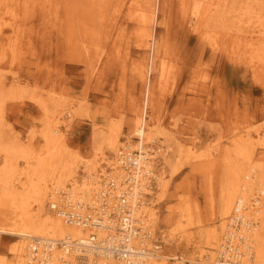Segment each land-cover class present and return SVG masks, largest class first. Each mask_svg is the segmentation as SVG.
<instances>
[{
    "label": "rangeland",
    "instance_id": "rangeland-1",
    "mask_svg": "<svg viewBox=\"0 0 264 264\" xmlns=\"http://www.w3.org/2000/svg\"><path fill=\"white\" fill-rule=\"evenodd\" d=\"M153 13L155 25L145 24ZM145 102L162 176L145 206L161 264H201L206 230L223 222L212 221L222 180L244 161L235 146L264 137V0H0V145L32 155L30 164L14 157L19 191L21 172L52 151L47 128L77 155L81 179L118 155L107 145L95 151L94 139L118 135L120 149ZM259 146L255 167L264 162ZM1 228L0 264L15 263L20 238Z\"/></svg>",
    "mask_w": 264,
    "mask_h": 264
},
{
    "label": "bare ground",
    "instance_id": "bare-ground-1",
    "mask_svg": "<svg viewBox=\"0 0 264 264\" xmlns=\"http://www.w3.org/2000/svg\"><path fill=\"white\" fill-rule=\"evenodd\" d=\"M155 15L156 14L153 13L150 17L144 14L142 15V21L145 24H152V26H154ZM145 119L144 114H142V116L136 120L132 135L124 138L123 145L120 149H118V144L113 141L118 135L112 134L110 137L108 135L96 137L94 139L95 151L103 153V149L105 145H107L109 150H118V155L113 159V164L111 163L108 166L106 162H103L99 170L87 173V175L85 174L86 176H83L81 179L78 178L77 172L74 173V169L71 165V157L77 159V155H73L69 150L64 149L61 146L60 140H58L59 137L55 134L56 131L53 132L52 129L47 128L44 133V139L48 147L52 148V151L46 156L37 158V164L28 166V168H25L22 172L20 170L23 175L21 177H27V180L25 179L26 181L21 182L22 191H19V189L15 187L14 181H16V178L12 179L10 175V173L12 174V169L17 168L14 157L17 159V155L21 152L25 157L27 156L26 158L29 163L31 162L30 159L32 155L28 152V149L25 147L23 148L20 144L8 145L7 143L3 144V146L0 145V151L2 150L7 157L6 162L0 166V234L4 231L1 227L8 226L9 231L20 238L19 242L14 244L10 250L12 255L16 257L15 263L10 264H40L43 259L45 260L43 252L47 241H54L50 256L47 261L45 260L48 264H77V259L73 250L70 249V251H68V249L59 244L72 245L75 240L88 238L89 233L91 234L92 232H96L99 239L107 237L108 231L104 228L94 227L91 231L84 225L77 226L67 222L62 215L60 216L58 213L51 210L48 202L52 196L54 197V195L60 193L61 190L67 193L71 191L73 194V201L84 198L91 203L95 202L97 206L94 210V216H98L96 212H100L102 209L98 201L106 200L110 206L107 207L108 213L104 215L103 223L105 224L108 222V215L110 217L113 216L112 212L118 209L117 206L120 204V199L124 197L128 201L127 207L131 214V220L126 222V226H129L131 229H135L136 227L141 229L140 233L130 236L131 245L140 247L142 245V231L146 230L150 234L149 238L145 241L147 245L146 248L150 249V251L145 257L144 264H161L162 261H166L167 258L160 255L161 251L156 248L157 244H155V240L157 238L155 237L154 231V222L156 221L152 219V211L150 212L145 206V201L149 200V195L152 192L151 190L158 184L156 181H160L162 177L161 173H159V167L154 165L157 159L155 155L157 138L154 136L155 133H153V131H147ZM1 121L2 113L0 112V124L2 123ZM115 133L117 134V132ZM156 134H158V132ZM159 134H162V132L159 131ZM57 140L59 148L55 151L53 144H55ZM237 141L238 140L235 142ZM261 144L264 147V137L259 139L256 146L252 140L239 143L235 146V148L241 151V155L243 156L242 159H244L243 162L240 160V162L237 163H242L245 166L236 163L234 166L235 176L232 178L225 177L224 180H222L223 188L220 190L218 198L219 204L217 203L218 205L215 204L212 207V221L214 222L216 219L220 218L219 220H223V222H221L219 226L211 225V227L206 230V237L204 240L205 248L201 252L197 262L201 264H216L217 250L215 251V256L213 255V250L218 243L220 244L219 240L221 241L222 239V236L221 239H219L220 230L222 228L224 229L222 235L227 230V225L237 201L239 200L241 204L244 202L250 204L249 200L255 194V190L257 188L264 190V162H261L256 167L252 164V158L256 153L257 146H261ZM170 146L171 145L168 144V147ZM159 148L160 147H157V153L160 152ZM134 150L139 153H134ZM127 153L132 155L135 162L133 160L129 162L125 157H122L123 154ZM53 161L56 162L54 163ZM231 166L232 165L229 167ZM245 168L249 170L246 171L247 169ZM52 185L53 187H51ZM167 188L166 185V189ZM46 200L47 208L45 205ZM260 206L261 207L257 208L251 206L245 211L246 218L254 217L259 222L252 230L251 235H249V244L242 245L239 248L238 261L240 264H264V236H262V232L264 231V201L260 202ZM181 208H183L180 209L182 212L184 210H186V212L187 210L189 211V207ZM217 208L219 210L218 213L216 212ZM148 215H150V217ZM227 218V223L224 226V220ZM110 219L112 224H119L114 217ZM177 223L183 226L181 220ZM181 231H183L182 228ZM36 240H39V247L38 251L34 253L32 247L35 245ZM218 247L219 245L217 249ZM207 248L210 249L209 253ZM88 256L86 264H125L114 258H95L92 251L89 252ZM212 257L213 262L207 263L206 260ZM173 260L181 262L186 259H184L182 255H176Z\"/></svg>",
    "mask_w": 264,
    "mask_h": 264
},
{
    "label": "built area",
    "instance_id": "built-area-1",
    "mask_svg": "<svg viewBox=\"0 0 264 264\" xmlns=\"http://www.w3.org/2000/svg\"><path fill=\"white\" fill-rule=\"evenodd\" d=\"M134 153L139 152L134 150ZM129 162L132 160L135 162L134 158L130 153L123 154ZM123 162L124 159L122 158ZM112 184V183H111ZM72 192L67 193L61 190L52 196L48 202L49 207L53 212L62 215L64 219L74 225L89 228L91 231L95 228H104L108 231L107 237L102 239L98 238L96 232L89 233L88 238H82L81 240H75L72 245H62L70 251L73 250L75 257L77 259V264H86V260L89 257V252L94 253V257L103 258H114L125 264H144L145 257L150 249H147L146 239L149 238L150 234L146 231H142V245L136 247L131 245L130 236L132 234L140 233L141 229L136 227L131 229L126 226V222L131 220V214L127 207L128 201L121 197L120 204L112 212L111 217H114L116 222L119 224H112L111 217L108 215V222L103 223L104 215L108 213L107 207L110 206L106 200L98 201L100 206H102L101 211H97L98 216H94L97 204L95 202L86 201L84 198L77 199L73 201ZM250 204L248 202L239 203L237 201L232 216L230 217L229 223L227 225V230L222 235L219 247L217 249V259L216 264H240L238 261L239 248L242 245L249 244V235H251L252 230L258 224V220L254 217L246 218L245 211H247L251 206L261 207L260 202L264 201V190L257 188L255 194L250 198ZM98 203V205H99ZM112 206V205H111ZM120 209V211H119ZM47 241L43 252L44 258L47 259L52 251L53 242ZM156 248L161 251V242L155 240ZM57 245V243H56ZM39 240L35 241V245L32 247L34 253L38 251ZM152 250V249H151ZM67 251V252H68ZM153 251V250H152ZM44 259L40 264H48Z\"/></svg>",
    "mask_w": 264,
    "mask_h": 264
},
{
    "label": "crops",
    "instance_id": "crops-1",
    "mask_svg": "<svg viewBox=\"0 0 264 264\" xmlns=\"http://www.w3.org/2000/svg\"><path fill=\"white\" fill-rule=\"evenodd\" d=\"M147 107H148V104H147V102H145V105L143 108V114H144V118H145V113H146V121H147Z\"/></svg>",
    "mask_w": 264,
    "mask_h": 264
}]
</instances>
